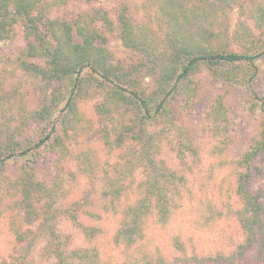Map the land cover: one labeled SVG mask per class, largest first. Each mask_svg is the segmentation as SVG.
I'll return each mask as SVG.
<instances>
[{
  "label": "trees",
  "instance_id": "16d2710c",
  "mask_svg": "<svg viewBox=\"0 0 264 264\" xmlns=\"http://www.w3.org/2000/svg\"><path fill=\"white\" fill-rule=\"evenodd\" d=\"M94 1L0 0V45L13 40L20 25L25 44L17 59L20 68L44 85L56 82L62 87V91L54 89L39 109L25 114V122L36 127V138H28L20 145L12 136L7 146H0V191L13 189L18 195V218L9 226L19 245L27 243L31 247L35 238L44 239V253L55 264H111L95 247L68 250L70 240L57 232L56 223L63 214L88 242L101 233L99 228L80 220V214L98 217L85 210L88 198L63 206L70 193L63 190L64 179L59 175L62 164L72 158L68 150L71 132L82 124L78 102L93 99L100 143L113 157L110 168H102L100 176V197L105 203L102 207L116 217L111 242L126 251L134 249L124 264H164L161 255L140 250L138 245L144 239L149 217L154 215L162 224L169 221L185 182L183 176L157 159L160 145L166 140L181 161L186 153L196 156L191 139L175 134V108L183 112L196 103L200 94L197 77L204 73L223 86L243 89L247 108L263 116L264 127V96L254 88L258 65L264 57V8L255 7L253 30L240 23L234 34L238 45L235 51L226 47L223 38L228 37L227 31L215 15L238 5L243 12L239 0H142L153 7L157 31L151 29V23L138 20L131 5L124 1L117 8L115 20L103 8L65 12L69 4L89 6ZM113 32H117L125 48L148 56L150 63L141 61L124 67L114 61L106 40V34ZM145 78L151 79L149 87L144 85ZM226 94L222 90L214 95L202 128L214 140V155H222L231 142ZM22 129L16 127V131ZM43 151L55 156L56 178L50 184L36 180L30 166V159ZM261 156L264 132L236 161L241 171L236 174L235 194L242 205L236 216L244 245L255 248L256 261L264 264V188L249 189L253 173L258 170L252 163ZM15 157L23 158L24 163L20 162L15 178L8 179L4 167ZM77 161V172L90 182L96 178L90 169H96L94 161ZM137 171L141 175L138 183L134 177ZM75 177L71 175L69 181ZM124 199L127 201L121 205ZM19 223L35 228L31 240V231L27 235L16 229ZM219 258L204 261L192 257L182 261L216 264Z\"/></svg>",
  "mask_w": 264,
  "mask_h": 264
},
{
  "label": "rangeland",
  "instance_id": "374dc122",
  "mask_svg": "<svg viewBox=\"0 0 264 264\" xmlns=\"http://www.w3.org/2000/svg\"><path fill=\"white\" fill-rule=\"evenodd\" d=\"M123 1L131 5L138 20L151 23V29L157 31L158 20L154 16L153 7L143 4L142 0H95L89 6L72 3L67 6L65 12L76 14L88 8H103L109 13L110 18L115 20L117 8ZM239 2L242 3L243 12L240 13L238 5L224 14L215 15V20L221 22L220 26L227 31L228 37L223 38L226 47L235 51L238 50V45L234 43L236 40L234 34L241 27L240 23L253 30L256 28L254 9L257 6L264 8V0ZM208 9L209 7L206 11ZM262 38L264 39V35ZM106 40L114 61H119L124 67L133 66L141 61L150 63L148 56L125 48L117 32L106 34ZM216 43L217 39L214 44ZM24 47L20 25L16 27L14 39L0 45V146H7L12 136L20 145H24L28 138H36V127L25 122V114L47 103L54 89L62 91L58 83L44 85L20 68L17 59ZM258 66L259 72L254 88L264 96V57ZM197 78L200 94L196 103L183 112L175 108L177 116L175 134L180 133L181 136L191 139L196 156L186 153L187 156L182 162L166 140L161 143L157 159L162 160L165 166L177 175L183 176L185 182L180 186L181 198L177 201L167 223H160L154 215L148 218L144 239L138 244L139 249L153 255H161L164 264H185L182 260L192 257L204 261L220 257L216 264H262L256 261L255 248L244 245V235L236 216L242 205L235 194V189L236 174L241 171L236 161L255 140L261 138L264 132L263 116L247 108V96L243 89L216 83L206 73ZM144 83L149 87L151 79L145 78ZM222 90L227 91L224 102L229 114L231 142L225 147L222 155H214L211 151L214 140L204 133L202 128L210 101ZM94 104L93 99L78 102L77 108L82 113V124L78 130L71 132L68 150L72 158L62 164L59 175L64 179L63 190L70 193L69 197L63 200L65 201L63 206L69 207L74 202H82L84 197L88 198L89 204L85 210L95 213L98 217L92 219L80 214V220L85 225L99 228L101 233L93 241L88 242L81 230L63 214L56 219L57 232L69 238L68 250L95 247L103 256L108 257L111 264H124L129 261L134 249L126 251L111 242L116 217L113 212H107L102 207L105 203L100 197L102 189L100 176L103 175L102 168H110L108 164L113 162V157L105 152L100 143ZM18 126L23 129L16 131ZM85 158H89L97 165L96 169L90 168L96 173V178L91 182L89 178L84 177L85 175H81L80 171L77 172V160L83 161ZM20 162L24 163L23 158L16 160L15 157L6 163L4 167L6 178H15ZM30 166L35 179L40 182L50 184L56 178L55 156L52 154L41 152L30 159ZM252 166H257L258 170L253 173L255 176L249 189L256 191L264 188V156L254 160ZM138 173L140 172L137 171L134 176L136 183L141 179ZM71 175L76 177L69 181ZM17 196L16 190L13 189L0 191V264H55L54 259L44 253L46 251L44 239L35 238L31 247L27 243L19 245L16 242L15 234L9 225L18 218ZM126 201L127 199L120 201L121 205ZM18 227L17 230L20 229L27 235L31 231L29 234L31 240L35 228L20 223ZM176 240L179 246L176 245Z\"/></svg>",
  "mask_w": 264,
  "mask_h": 264
}]
</instances>
